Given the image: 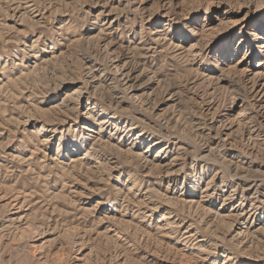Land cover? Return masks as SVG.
Returning a JSON list of instances; mask_svg holds the SVG:
<instances>
[{
    "label": "rangeland",
    "instance_id": "rangeland-1",
    "mask_svg": "<svg viewBox=\"0 0 264 264\" xmlns=\"http://www.w3.org/2000/svg\"><path fill=\"white\" fill-rule=\"evenodd\" d=\"M0 264H264V0H0Z\"/></svg>",
    "mask_w": 264,
    "mask_h": 264
},
{
    "label": "bare ground",
    "instance_id": "bare-ground-1",
    "mask_svg": "<svg viewBox=\"0 0 264 264\" xmlns=\"http://www.w3.org/2000/svg\"><path fill=\"white\" fill-rule=\"evenodd\" d=\"M43 125V124H42ZM45 126L46 125H43L40 129H39V131H43V130H45L46 128H45ZM46 143L47 142H43L41 145H43V146H45L46 145ZM160 142H156V143H154V144H152V145H148L147 146V149H146V151H145V153H148V152H150V150H154V148L159 144ZM167 153V152H166ZM144 155H141V157H143ZM18 234L20 235V237H21V240H22V242H23V245L24 246H27L28 244H29V242L31 241L30 240V233H29V231L27 230V229H22V230H20L19 232H18ZM195 235V234H194ZM241 236V235H240ZM185 242V241H184Z\"/></svg>",
    "mask_w": 264,
    "mask_h": 264
}]
</instances>
